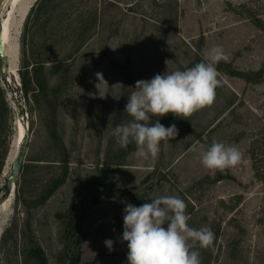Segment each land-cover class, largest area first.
<instances>
[{
	"label": "rangeland",
	"instance_id": "obj_1",
	"mask_svg": "<svg viewBox=\"0 0 264 264\" xmlns=\"http://www.w3.org/2000/svg\"><path fill=\"white\" fill-rule=\"evenodd\" d=\"M10 1L0 0V20ZM29 12L22 21L13 13L14 50L0 56V264H41L36 249L48 264H127L124 201L159 195L183 199L189 225L215 233L212 247L198 249L201 264H264V0H52L38 17ZM213 46L228 57L217 65L214 104L189 120L159 118L179 132L155 160H137L135 144L121 148L112 130L131 119L124 109L136 82L192 67ZM25 63L41 82L28 96ZM96 72L109 85L104 98ZM19 121L27 150L10 189L12 164L4 172ZM213 140L238 147L242 162L204 168L200 145ZM105 170L127 193L92 204L90 184ZM72 205L84 212L85 239L67 251Z\"/></svg>",
	"mask_w": 264,
	"mask_h": 264
},
{
	"label": "clouds",
	"instance_id": "obj_2",
	"mask_svg": "<svg viewBox=\"0 0 264 264\" xmlns=\"http://www.w3.org/2000/svg\"><path fill=\"white\" fill-rule=\"evenodd\" d=\"M227 59L221 46H213L205 60L192 67L138 80L124 109L131 119L112 130L116 142L124 149L135 144L133 155L141 162L157 159L161 143L169 144L179 132L175 124L165 127L159 118L171 114L189 120L211 107L222 84L217 65ZM94 75L98 95L104 98L108 82L103 73ZM200 149L203 167L213 173L233 169L243 159L238 147L224 142L213 140L210 145L201 144ZM124 203L121 242H127V264H201L198 249L214 244L215 233L210 227L189 225L187 204L175 195H159L139 206ZM104 244L109 252L114 250L113 240L106 239Z\"/></svg>",
	"mask_w": 264,
	"mask_h": 264
},
{
	"label": "trees",
	"instance_id": "obj_3",
	"mask_svg": "<svg viewBox=\"0 0 264 264\" xmlns=\"http://www.w3.org/2000/svg\"><path fill=\"white\" fill-rule=\"evenodd\" d=\"M52 0H37L35 4L32 6L29 12V18L32 15L38 17L42 13H44L51 4ZM28 18V19H29ZM33 64V63H32ZM30 64L25 63L23 67L22 74V89L24 92V96H28L31 92L39 89L41 86L40 77L38 75V70L33 64L32 66V74L30 75ZM24 171V164L21 166L20 172ZM107 172H101L98 177L90 184L91 194H92V204H97L100 200L105 198H117L127 193V191L123 188H120L117 184L108 183L107 182ZM84 212L78 211L75 205H72L69 210L68 215V225L65 231V247L68 251L71 249L72 245L80 246L84 242V235L80 237L77 236L80 221L83 219ZM38 255L40 256L41 264H48L47 259L44 253L36 249ZM79 259V253L76 252V260Z\"/></svg>",
	"mask_w": 264,
	"mask_h": 264
},
{
	"label": "bare ground",
	"instance_id": "obj_4",
	"mask_svg": "<svg viewBox=\"0 0 264 264\" xmlns=\"http://www.w3.org/2000/svg\"><path fill=\"white\" fill-rule=\"evenodd\" d=\"M17 1L18 0H11L10 1V3L13 2V4H12V9L8 8V11L6 12V15L8 14V18L6 19V15H4V17L1 20L4 23V25H5V32H4V37H3V43H4V46H5V52L3 51V53H2L3 56H5L6 54H8V55L10 54V52L8 51L9 49H10V51L14 50V48H13L14 44L12 43V40H11V37H10V28L7 31V24L10 21L9 18L11 16L13 17V13H17L19 15L21 21L24 20V18L28 14L27 12H29L32 3L35 0H24V5H22L23 6L22 16H20V14H19L21 12L20 8H17V9L15 8V4H16ZM10 56H11V54H10ZM26 131H27L26 127L21 123V121H19V123L17 125V128H16V132H15L14 138L12 140V143H11V146H10V149H9V152L7 154V157H6L7 163H6V166H5V172H4L5 174L8 173L7 172L8 168L13 163L16 155L19 152L20 146H21V144H22V142H23V140H24V138L26 136ZM12 188H14V185H13ZM1 231L2 230H1V225H0V234H1Z\"/></svg>",
	"mask_w": 264,
	"mask_h": 264
},
{
	"label": "water",
	"instance_id": "obj_5",
	"mask_svg": "<svg viewBox=\"0 0 264 264\" xmlns=\"http://www.w3.org/2000/svg\"><path fill=\"white\" fill-rule=\"evenodd\" d=\"M12 4H13V2H11V4H10L11 8H12ZM22 5H24V0H18L16 2V4H15V8L16 9L20 8V11H21L19 13L20 16H22V11H23V6ZM31 7H32V5H31ZM7 18H8V14L6 15V19ZM1 20H0V56L3 57L2 53H3V51L5 52V46H4V43H3L5 25H4V23ZM9 20L10 21L7 24V31H8L9 28L11 29L13 17L11 16L9 18ZM26 150H27V138H24V140H23V142H22V144L20 146L19 152L16 155V157H15L13 163H12V174L8 178V186H9L10 189H12L13 185H15V183H16V181L18 179V176H19L20 170H21V166H22V163L24 161L25 154H26Z\"/></svg>",
	"mask_w": 264,
	"mask_h": 264
}]
</instances>
